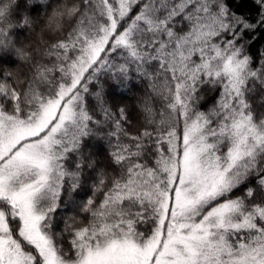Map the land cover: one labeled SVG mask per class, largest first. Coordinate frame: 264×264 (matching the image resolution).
<instances>
[{"label":"snow or ice","instance_id":"6c2138e0","mask_svg":"<svg viewBox=\"0 0 264 264\" xmlns=\"http://www.w3.org/2000/svg\"><path fill=\"white\" fill-rule=\"evenodd\" d=\"M0 264H264V0H0Z\"/></svg>","mask_w":264,"mask_h":264},{"label":"trees","instance_id":"16d2710c","mask_svg":"<svg viewBox=\"0 0 264 264\" xmlns=\"http://www.w3.org/2000/svg\"><path fill=\"white\" fill-rule=\"evenodd\" d=\"M28 39L35 40V34L33 33L31 36L28 37ZM143 96H144V89H143V85H142L141 88L137 90L136 98H141ZM129 103H131V102H129Z\"/></svg>","mask_w":264,"mask_h":264}]
</instances>
